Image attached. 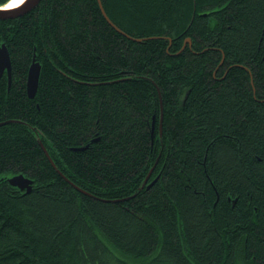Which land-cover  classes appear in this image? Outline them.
Returning a JSON list of instances; mask_svg holds the SVG:
<instances>
[{
	"label": "trees",
	"instance_id": "trees-1",
	"mask_svg": "<svg viewBox=\"0 0 264 264\" xmlns=\"http://www.w3.org/2000/svg\"><path fill=\"white\" fill-rule=\"evenodd\" d=\"M99 1L0 20V264H264V0Z\"/></svg>",
	"mask_w": 264,
	"mask_h": 264
},
{
	"label": "water",
	"instance_id": "water-1",
	"mask_svg": "<svg viewBox=\"0 0 264 264\" xmlns=\"http://www.w3.org/2000/svg\"><path fill=\"white\" fill-rule=\"evenodd\" d=\"M39 2H40V0H25L21 6H18L15 8L4 9V8L0 7V20L20 16V15L30 11L32 8H34L36 5H38ZM99 5H100V9H101L103 16L106 18L108 23L111 24L116 29H118L112 23V21L108 18V16L106 15L100 1H99ZM185 41L189 42L190 40L188 38H186ZM10 69H11V66H10V57H9L8 49L4 43H0V75L4 71H6L8 77H9L10 76ZM39 72H40V64L38 62H36L35 59L33 58L30 66H29V71L27 74V86H26L27 87L26 88L27 94H28V97H30V98L33 97L35 92H36V89L38 86ZM159 128L161 129V124H159ZM40 144H41L42 149L44 150L46 156L51 161V163L54 165V163L52 162V159L50 158V156L47 152V150L45 149V147L42 145L41 142H40ZM7 181L11 185L16 186V187H18V189L24 190L26 192L31 190V185L33 183V179L31 177H29V176H27L21 172L12 174L11 176H8ZM152 182H150V184Z\"/></svg>",
	"mask_w": 264,
	"mask_h": 264
},
{
	"label": "clouds",
	"instance_id": "clouds-1",
	"mask_svg": "<svg viewBox=\"0 0 264 264\" xmlns=\"http://www.w3.org/2000/svg\"><path fill=\"white\" fill-rule=\"evenodd\" d=\"M21 2L22 0H0V7H11Z\"/></svg>",
	"mask_w": 264,
	"mask_h": 264
},
{
	"label": "bare ground",
	"instance_id": "bare-ground-1",
	"mask_svg": "<svg viewBox=\"0 0 264 264\" xmlns=\"http://www.w3.org/2000/svg\"><path fill=\"white\" fill-rule=\"evenodd\" d=\"M24 1L25 0H22V2L21 3H19V4H17V5H15V6H11V7H2V8H4V9H11V8H15V7H18V6H21L23 3H24ZM28 71H29V68H28ZM28 74V73H27ZM26 86H27V79H26ZM27 88V87H26ZM26 91H27V89H26ZM28 95V94H27Z\"/></svg>",
	"mask_w": 264,
	"mask_h": 264
}]
</instances>
